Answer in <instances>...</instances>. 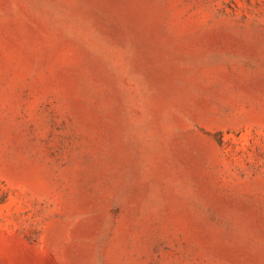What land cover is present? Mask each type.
Masks as SVG:
<instances>
[{"label": "rangeland", "instance_id": "374dc122", "mask_svg": "<svg viewBox=\"0 0 264 264\" xmlns=\"http://www.w3.org/2000/svg\"><path fill=\"white\" fill-rule=\"evenodd\" d=\"M0 264H264V0H0Z\"/></svg>", "mask_w": 264, "mask_h": 264}]
</instances>
